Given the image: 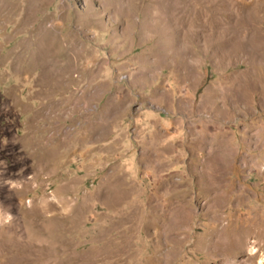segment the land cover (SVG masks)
Segmentation results:
<instances>
[{
  "label": "rangeland",
  "instance_id": "374dc122",
  "mask_svg": "<svg viewBox=\"0 0 264 264\" xmlns=\"http://www.w3.org/2000/svg\"><path fill=\"white\" fill-rule=\"evenodd\" d=\"M0 264H264V0H0Z\"/></svg>",
  "mask_w": 264,
  "mask_h": 264
}]
</instances>
